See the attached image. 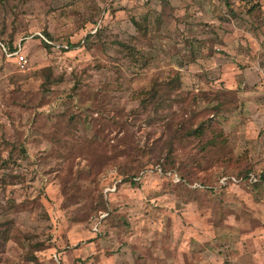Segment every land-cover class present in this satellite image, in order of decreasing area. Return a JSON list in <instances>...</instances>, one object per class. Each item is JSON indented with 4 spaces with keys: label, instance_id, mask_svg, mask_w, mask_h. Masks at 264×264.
Segmentation results:
<instances>
[{
    "label": "rangeland",
    "instance_id": "obj_1",
    "mask_svg": "<svg viewBox=\"0 0 264 264\" xmlns=\"http://www.w3.org/2000/svg\"><path fill=\"white\" fill-rule=\"evenodd\" d=\"M0 40V264H264V0H0Z\"/></svg>",
    "mask_w": 264,
    "mask_h": 264
},
{
    "label": "built area",
    "instance_id": "obj_2",
    "mask_svg": "<svg viewBox=\"0 0 264 264\" xmlns=\"http://www.w3.org/2000/svg\"><path fill=\"white\" fill-rule=\"evenodd\" d=\"M0 49L3 52V54H6L8 56H15L16 62L20 68H26L28 65V59L27 57L22 53L20 46H14L12 50L9 49L7 44L5 42H2L0 40ZM251 178L256 180L253 175H251Z\"/></svg>",
    "mask_w": 264,
    "mask_h": 264
},
{
    "label": "trees",
    "instance_id": "obj_3",
    "mask_svg": "<svg viewBox=\"0 0 264 264\" xmlns=\"http://www.w3.org/2000/svg\"><path fill=\"white\" fill-rule=\"evenodd\" d=\"M8 47H9V49H10V50H12V49H13V46H12V45H10L9 43H8Z\"/></svg>",
    "mask_w": 264,
    "mask_h": 264
}]
</instances>
